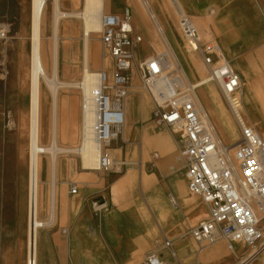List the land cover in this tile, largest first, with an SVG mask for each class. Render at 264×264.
<instances>
[{
	"label": "bare ground",
	"instance_id": "obj_1",
	"mask_svg": "<svg viewBox=\"0 0 264 264\" xmlns=\"http://www.w3.org/2000/svg\"><path fill=\"white\" fill-rule=\"evenodd\" d=\"M66 1L29 0L27 7L29 53L28 58L25 57L28 65V190L30 181H33L34 168H37L36 184L38 187V203L35 220L33 221L32 218L31 235L29 232V214L27 216L28 237L26 264H28L29 259L30 243L32 252L34 251L32 257H35V264H40L44 242L43 233L48 227H52L57 222L56 178L59 167L65 165L59 156L61 154L78 155L80 165L83 169L89 172H94L99 169L101 146L96 143L94 138V125L96 122L94 107L95 97L100 84V70H96L95 67L101 66L102 70L108 74H110L108 68L111 67L107 56H100L98 51H94L93 46L94 41L97 39L96 34L102 28V14L106 11V6L113 3V0H83V5L80 10L72 9L65 11L63 6ZM129 3L134 9L135 17L144 18L148 15L156 23L161 33L160 36H162L164 42L167 44V49L163 53L167 55L170 65L176 67L178 75L182 80L191 86L190 88L195 92L196 102L201 106L208 122L216 129L221 140L227 145H233L239 139V132H241L240 121L257 130L264 138V109L260 105L262 103L261 93L264 92V83L259 82L258 77L253 75L248 61L238 56L239 58L236 62L241 67L242 76L240 75V84L236 93L237 100H228L223 94L221 80L213 76L212 65L204 61V66L209 69L210 74L202 76L203 67L197 62L198 57H203L202 48L199 45L200 41L208 40V31H205V37L202 34H198V38L187 37L188 41L180 39L182 45L186 46L184 60H181L176 50L172 47V38L178 42L174 31L171 29L170 32L165 31L160 24V18L156 11L157 6L161 8L162 14L166 18H169V20L171 17H181L184 14L189 18L193 17L187 9L186 0H129ZM253 11L258 15L259 20H257L254 26L252 24L245 25L241 26L238 30L239 36H242L244 41L249 45L253 44L256 39L260 40L264 38V7L255 3ZM218 12L219 9L217 7L213 8V15L218 14ZM69 19L80 20L82 24V73L78 81L63 80L60 76L63 40H73L75 37L73 35L63 36L61 34L62 26H66L65 24L69 26L73 24V20ZM66 20H69V23ZM0 34H3V31ZM3 35L5 36V34ZM234 36L235 38H230L229 41H219L221 42L219 58H226L228 60V55H232L229 43H234L237 40V34H234ZM149 51L150 47L145 43H141L136 48V55L142 57L147 54L148 58L152 56ZM133 66H136V63H133ZM191 76H196V79L192 80ZM62 87L78 88L81 92L82 123L80 128L76 124L60 122L59 91ZM137 87V73L134 71V74L132 73L130 76V93L126 99V113L129 112L130 116L126 117L125 125L122 129V138L124 140H127L128 135L134 132V123L144 118L148 111L146 101L144 99L140 100L136 94L138 92ZM218 88L221 89L224 99L227 102L228 111L216 99ZM148 89L158 101L164 100L168 95V89L164 79L150 85ZM47 94L51 97V122L48 132L49 143L44 142L45 129L43 125L44 101ZM208 96L210 98L209 102L212 103L217 114L216 118L218 120L216 121L212 119L208 107L205 104H208ZM130 101L131 106L129 108ZM145 133L165 138L168 144L171 143V149L181 137V129L176 126L168 130H157L154 126L148 125L143 130V136ZM78 136L79 143L76 145ZM64 141L67 143L66 146L61 145ZM112 143L107 146H111V149L117 152L116 147H113ZM178 159L182 162L180 157ZM171 169L172 176L168 182L173 185L175 192L168 197L167 202L163 198L165 207L162 208L161 206V198L164 195L160 194L153 186L151 188L148 184L146 185V190L152 202L155 204L154 208L157 216L161 218V223L159 222L161 225L152 223L156 230V235L161 233L159 226H163L169 230L171 229V231L181 229L184 226L185 214H188L189 218L193 220L203 218L208 213L206 205H202V202L197 197H192L186 188L184 182L186 170L184 166H178L177 162H174L171 165ZM47 172L51 180V204L47 219H43L40 216V208L42 207L44 198L43 185ZM121 198L122 196L116 195L115 201L120 202ZM126 198L127 194L123 196V199ZM43 207L45 208L44 203ZM261 218L264 221V216ZM137 223L141 225V219L138 218ZM66 231L65 229L64 232ZM103 262L106 261L102 256Z\"/></svg>",
	"mask_w": 264,
	"mask_h": 264
},
{
	"label": "built area",
	"instance_id": "obj_2",
	"mask_svg": "<svg viewBox=\"0 0 264 264\" xmlns=\"http://www.w3.org/2000/svg\"><path fill=\"white\" fill-rule=\"evenodd\" d=\"M179 26L188 38H198V29L191 18L182 15ZM105 54L113 60V75L99 73L100 84L95 97L96 122L94 138L101 146L99 169L122 173L127 162L116 160L105 146L119 138L126 121V99L130 93V71L136 60V48L143 42V35L135 31L133 12L126 8L122 13L104 12L99 32ZM204 61L212 65L213 76L221 80L224 96L236 101L240 75L226 58H219L221 47L216 41L202 43ZM146 87L166 81L168 95L158 101L155 97L153 117L159 125L179 127V156L186 170L187 186L191 194L202 198L208 209V217L190 228L197 252L224 241L230 250L239 242L252 249L251 256L264 249V232L261 217L264 216V138L249 125L241 123L239 139L233 145L225 144L216 129L210 125L195 92L171 66L165 53H155L139 64ZM181 73V72H180ZM37 168L29 183L28 214L29 232L38 203ZM71 192L78 187L72 183ZM96 211L107 208L105 202L93 201ZM163 246L172 248L170 240ZM160 245V246H161ZM34 252V251H33ZM31 243L28 264H35ZM172 253L175 251L172 249ZM32 259V260H31ZM143 264H168L159 250L150 251ZM196 264H203L197 262Z\"/></svg>",
	"mask_w": 264,
	"mask_h": 264
},
{
	"label": "rangeland",
	"instance_id": "obj_3",
	"mask_svg": "<svg viewBox=\"0 0 264 264\" xmlns=\"http://www.w3.org/2000/svg\"><path fill=\"white\" fill-rule=\"evenodd\" d=\"M28 4L29 0H0V32L3 31V34H5V36L3 34H0V173H3L5 176V202L7 204L10 201L12 202L13 200L17 208L14 216L15 223L19 225L21 224V219H23V221H25L26 227L28 225L27 216L29 182L28 65L26 63V57L28 58L29 53L27 14ZM82 5L83 0H67L65 5L63 6V9L65 11L72 9L80 10L82 8ZM260 5L264 7V0H260ZM126 8L132 9L135 31L143 35L142 43H145L146 45H148V47H150L149 53L153 55L155 53H161L165 51L167 49V44L166 42H164L162 36H160L161 33L158 30L156 23L148 15H146L144 18L135 17L134 9L129 3V0H113L112 4L106 6L105 12L122 13ZM252 10L248 8L242 9V11L244 12V22L242 24H239L237 26L238 28H240L241 26L250 25L253 21L254 24L252 25L254 26L257 20H259V17L255 13V11H253L254 17H249V13H251ZM156 11L160 18V24L165 31L167 30L168 32H170V29L165 24V16L162 15L161 9L158 6L156 7ZM191 18L198 29V34H202V36L205 37V31L206 29L208 31V25L205 24L203 20L197 21L194 17ZM165 19L167 20L169 18L165 17ZM69 20H73V24H71L70 26L68 24H65L66 26H62L61 34L63 36L73 35L75 37L73 40H63L64 42L62 43L61 48L62 68L60 76L63 80L78 81L81 78L82 73V24L81 21L77 19ZM170 20L172 21V24L175 25L174 33L178 40V42H176V40L172 38V47L176 50L181 60H184V54H186V46L182 45L180 39L188 41V38L183 34L179 26L180 16L171 17ZM226 20H228V18L226 16H222L214 19L212 22L214 24H223ZM68 21L66 20L67 23H69ZM96 38L97 39L94 41L93 49L94 51H98V54L103 57L106 54L105 50L103 49L99 33L96 34ZM209 41H216L218 42V44H220L219 41L214 37H209L208 40H202L201 42L206 43ZM232 45V48L234 47V50L232 49V55H228V61L233 65L231 66L235 69V71H237L239 75L242 76L241 67L237 64L236 61L239 57H243L248 61L253 75L258 77V79L260 80L259 82L264 83V38L260 40L256 39L253 44L249 45L244 41L242 37L241 40L234 42ZM107 58L110 61L111 67L108 68V72H110L109 75L112 76L114 69L113 60L110 55L107 56ZM146 58L147 54L143 55L142 57L136 55V60L134 62L136 63V66H133L132 70L130 71L131 75L132 73L134 74V71H136L137 73L138 92L136 94L138 95L140 100L144 99L147 103L146 108L148 109V111L146 113V116L134 123V132H131L128 135L127 140H124L121 134L117 140L113 141L112 145L113 147H116L117 152L111 149V146H105L104 150L106 152H110L116 160H125L127 162V165L133 163L134 165L132 166L131 172H133L132 174L134 176L133 183L136 184L138 191L141 193H148V191L146 190L147 184L151 188L152 186L156 188V190L160 194L164 195V197L162 196L161 198V206L163 208L165 207L163 198H165L167 202L168 197L175 192L173 185L168 182L172 176L171 165L174 162H177L178 166H184V164L183 161L181 162L178 159V157H180L178 149V142L180 138L171 149V143L168 144L165 138L156 136L154 134L149 135L147 133H145L143 136V130L148 125L154 126L157 130L171 129V127L159 125L153 117L155 97L152 92L148 88H146V85L142 80L141 72L139 71L140 69L138 68L139 64ZM197 62L203 67L202 76L210 74L209 69L204 66L203 57H198ZM95 69L101 71L102 67L97 66L95 67ZM130 74L129 77L131 76ZM191 77L192 80L196 79V76ZM261 94L262 103L260 105L264 109V92H262ZM81 97V92L78 88H60V122L76 124L79 128L81 127ZM216 97V99L219 100V103H222L226 111H228L227 102L224 99L220 88L217 89ZM209 100L210 98L208 96V104H205L208 107V111L212 119L216 121L218 120L216 118L217 114L215 112L214 106L209 102ZM46 103L48 112L45 114V116L43 114V125L45 129L44 142L49 143L48 132L51 122V97L48 94L46 95ZM130 106L131 101L129 102V108ZM78 143L79 136L75 144L78 145ZM66 144L67 143L64 141L61 145L66 146ZM155 154L157 155L156 157ZM59 157L63 161V163H65V165L61 166H65L64 171L68 176L71 177V182H80L83 176L82 173L88 170L81 167L79 156H75L72 154H61ZM66 163H68V165H66ZM128 170L129 168L126 167L125 170L120 174L104 170H95L94 172L106 174L111 179H114L123 177L125 174H127ZM184 182L186 188L188 189L186 176L184 177ZM71 188L72 187H70L69 190V198L74 199L76 193H72ZM120 192L121 189L116 188L115 185L110 187V197H108V199L110 200V198H114L116 194H119ZM190 195L192 197H197L198 199H200V202H202V205H204L203 200L200 196L191 193ZM96 199H98L99 201L102 199L103 202H105L106 200L103 195H98ZM151 202L152 201L150 198V200L147 201V203L149 204V211L155 217L157 213L155 212L154 208V215ZM116 205V202H110L109 206L107 204L108 207L106 208V211L116 208ZM152 205L155 204L153 203ZM21 206H24L25 208V214H23V218L20 209ZM47 215V206H45L44 208L42 203V207L40 208V216L43 219H47ZM208 215L209 214L207 213L205 217L200 218L199 220L194 222L189 218L188 214H185L184 226L181 228V230L189 233L191 227L199 224V222L207 218ZM157 219H160L159 222L161 223V218L159 217ZM9 224H11V218L6 214L5 226ZM261 226L263 227L264 232V221H262V218ZM56 229L58 231H62V229L67 228L57 226V222L52 227L47 228V230L49 231H53ZM164 229L165 235L168 236L167 228ZM8 233L9 232H7L6 234ZM54 234L55 233H51V235ZM196 247L198 248L197 244ZM154 248L156 249L157 247ZM249 250L251 254L253 250ZM263 251L264 249H261L256 255ZM167 261L168 264H170L169 259Z\"/></svg>",
	"mask_w": 264,
	"mask_h": 264
},
{
	"label": "crops",
	"instance_id": "obj_4",
	"mask_svg": "<svg viewBox=\"0 0 264 264\" xmlns=\"http://www.w3.org/2000/svg\"><path fill=\"white\" fill-rule=\"evenodd\" d=\"M255 2L260 4V0H186L187 9L192 16L208 25V39L214 37L221 42L234 39V34L238 37L236 41L241 40L237 26L244 22L242 9L254 10ZM215 7L219 12L213 15L212 10ZM253 10L249 13L251 18L254 17ZM222 16L228 18L223 24L212 22ZM164 20L166 26L175 31L172 21L166 20L165 17ZM232 44L229 43L230 50L234 48ZM47 112L45 98L44 116ZM129 116L127 112L126 117ZM133 165L131 163L126 166L129 170L121 178L111 179L106 174L86 171L82 173L80 182H71V177L64 171L65 166L59 168L56 178L57 226L66 227L67 231L64 232L65 229L44 231L40 264H143L142 261L147 254L156 249L166 261L169 259L170 264H196L199 261L203 264H264V251L251 256L250 248L242 242L237 243L234 250H230L224 241H219L198 253L196 242L190 233L181 229L172 231L167 229L166 236L164 227L159 226L161 233L156 235L152 223L159 225L157 219L159 216L154 213L153 202L151 206L155 217L149 211L147 203L151 198L149 193L139 192L133 183L134 176L131 172ZM44 180L43 203L47 206L49 215L51 180L48 172ZM72 183L78 187L74 199L69 198ZM4 184L5 176L0 173V264H25L27 227L23 219L21 224L15 223L17 208L13 200L6 204ZM114 185L121 189V192L116 194L122 196L120 202H116L115 197L108 199L110 187ZM125 194L127 198L123 199ZM98 195L106 198V206L107 204L109 206L110 202H116V208L96 211L93 201ZM100 201L103 202L102 199ZM20 209L23 218L25 208L21 206ZM6 214L11 218V224L7 226ZM138 218L142 221L141 225L137 223ZM7 232L9 233L6 234ZM157 237L159 238L156 240ZM166 240L171 241L172 248L161 245ZM172 249L175 254L172 253ZM102 256L106 262L102 263Z\"/></svg>",
	"mask_w": 264,
	"mask_h": 264
}]
</instances>
